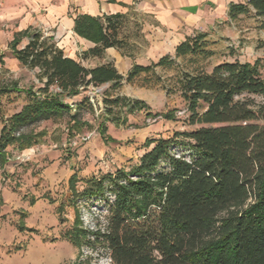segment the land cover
<instances>
[{
  "label": "trees",
  "instance_id": "1",
  "mask_svg": "<svg viewBox=\"0 0 264 264\" xmlns=\"http://www.w3.org/2000/svg\"><path fill=\"white\" fill-rule=\"evenodd\" d=\"M228 15L231 19L252 15L264 30V0L232 1ZM123 16L118 12L104 18L86 13L75 17L74 32L94 43L83 52V59L103 58L107 48L124 47ZM206 36H187L176 46V56L204 50L201 40ZM27 38L20 47L22 38L16 36L9 48L23 66L39 69L44 85L38 92L29 88V101L19 111L2 116L0 167L7 160L8 146L25 149L38 142L37 134L24 127L71 112L68 98L90 86L110 84L118 89L143 72L175 63L166 54L151 64L136 63L122 74L112 60L86 66L40 31ZM4 57L1 52L0 73L6 71ZM262 67L259 60L236 59L208 71L184 70L176 76L174 90L187 103V123L197 127L150 141L153 146L129 169L87 180L77 195L86 201L99 198L105 207L93 228L83 226L77 213L71 237L90 251L85 262L106 257L112 264H264ZM10 90L21 91L16 81L8 83L0 74V107L1 95ZM103 101L102 115L117 123L146 107L145 101L120 94L106 95ZM78 118L76 113L71 116L74 124L80 122ZM100 126L105 135L104 122ZM177 145L183 151H174ZM77 181L76 174L70 178L71 192H77ZM70 203L77 207V198Z\"/></svg>",
  "mask_w": 264,
  "mask_h": 264
},
{
  "label": "rangeland",
  "instance_id": "2",
  "mask_svg": "<svg viewBox=\"0 0 264 264\" xmlns=\"http://www.w3.org/2000/svg\"><path fill=\"white\" fill-rule=\"evenodd\" d=\"M4 4L5 0L0 5V51L5 53L6 71L0 74L8 83L16 81L21 91L10 90L1 95L0 130L2 116L19 111L29 101L27 90L38 92L44 85V80L38 76L39 69L23 66L9 48L12 38L9 39L6 25L9 19L1 14ZM218 8L211 4L210 12L202 17L191 34L207 35L201 40L204 50L181 56H176L173 46L164 37L156 39L165 40L159 46L147 37L149 17L136 11L124 14L120 36L125 39V45L121 50L116 49L127 56L132 66L151 64L166 54L171 55L175 63L143 72L118 89L104 84L98 92L90 86L67 99L73 106L71 112L24 127V131L37 134L38 142L25 149L17 144L8 146L7 160L0 167V264H80V261L81 264H112L106 257L85 262L90 251L71 237L77 226V213L83 226L93 228L105 207L99 198L86 201L77 195L87 180L129 169L153 146L148 145L150 141L197 127L187 123V103L180 92L174 90L176 76L182 71H208L216 64L238 59L251 63L259 60L264 74V30L259 28V20L252 15H240L233 21L225 17L208 21L207 18L216 17ZM32 31L49 36L40 27ZM25 41L26 38L19 46ZM209 50L213 54L206 55L204 51ZM93 63L96 61H86V65ZM124 66L120 62L119 69L124 70ZM116 94L143 100L146 107L126 114L125 122H114L102 112L105 96ZM75 113L80 119L78 124L71 119ZM167 113L172 115L170 119L165 117ZM102 122L107 127L105 135L100 129ZM183 149L177 145L174 151ZM75 174L78 181L74 193L69 180ZM73 198H77V207L70 203Z\"/></svg>",
  "mask_w": 264,
  "mask_h": 264
},
{
  "label": "crops",
  "instance_id": "3",
  "mask_svg": "<svg viewBox=\"0 0 264 264\" xmlns=\"http://www.w3.org/2000/svg\"><path fill=\"white\" fill-rule=\"evenodd\" d=\"M3 1L0 0V5ZM231 2L223 0H5L1 14L9 19L6 24L11 36L9 39L13 40L16 36H21L23 41L24 38L28 39L27 35L32 33L34 28L40 27L46 35L56 40L57 45L68 56L81 59L85 65L86 61H96L86 66L93 67L112 60L119 72L126 74L131 69L132 62L114 47L106 49V57L103 59L93 56L82 58L83 52L94 46V43L74 32L77 15L86 13L104 18L105 15L118 12L126 14L136 11L150 18V22L146 21L148 25L146 29L150 27L147 37L152 43L156 42L159 46V43L163 44L165 40L156 39L164 37L175 50L179 43L192 34L196 25L203 19L202 17L210 12L211 4H216L219 8L216 11L218 13L214 15L216 17L207 18L208 21L212 22L211 20L219 17L236 20L237 18L231 19L228 15ZM158 56L161 57L162 54ZM120 62L125 64L124 70L119 69Z\"/></svg>",
  "mask_w": 264,
  "mask_h": 264
},
{
  "label": "built area",
  "instance_id": "4",
  "mask_svg": "<svg viewBox=\"0 0 264 264\" xmlns=\"http://www.w3.org/2000/svg\"><path fill=\"white\" fill-rule=\"evenodd\" d=\"M95 90H97L98 92L101 91V87H94ZM100 90V91H99Z\"/></svg>",
  "mask_w": 264,
  "mask_h": 264
}]
</instances>
